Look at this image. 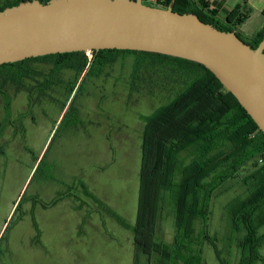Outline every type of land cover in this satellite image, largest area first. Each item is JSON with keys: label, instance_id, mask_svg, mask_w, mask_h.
Here are the masks:
<instances>
[{"label": "rangeland", "instance_id": "1", "mask_svg": "<svg viewBox=\"0 0 264 264\" xmlns=\"http://www.w3.org/2000/svg\"><path fill=\"white\" fill-rule=\"evenodd\" d=\"M225 2L229 10L245 3ZM246 5L249 19L237 26L244 41L264 30V0ZM134 62L117 57L78 84L47 62L30 65L33 75L0 78V264H134L146 121L176 93L175 81L154 69L135 74ZM247 195L240 178L216 192L202 264H243L229 206ZM195 228L199 236L201 220ZM176 235L164 193L154 240L173 246Z\"/></svg>", "mask_w": 264, "mask_h": 264}, {"label": "trees", "instance_id": "2", "mask_svg": "<svg viewBox=\"0 0 264 264\" xmlns=\"http://www.w3.org/2000/svg\"><path fill=\"white\" fill-rule=\"evenodd\" d=\"M26 1L33 0H8L0 12ZM39 1L46 4L50 0ZM244 1L222 21L206 0H166L158 7L195 14L221 31L237 32L242 39L237 26L251 13L246 5L249 0ZM263 39L264 30L245 42L257 48ZM91 55L57 54L2 65L0 78H8V72L21 77L33 75L30 65L47 62L55 74L73 72L78 84L97 66L100 73L117 57L134 56L135 74L154 69L164 80L175 81L174 99L147 119L143 134L139 212L133 229L134 264H151L156 254L161 256L160 264H202V241L211 239L207 231L212 200L221 187L237 178L248 195L229 206L231 233L239 236L243 264L264 263L260 254L264 243L260 233L264 227V134L238 100L212 72L194 62L137 51L103 50ZM74 90L70 89L72 95ZM71 109L72 104L66 115ZM164 193L170 194L175 206L177 235L173 246L154 240ZM198 220L203 223L199 236L195 228Z\"/></svg>", "mask_w": 264, "mask_h": 264}, {"label": "water", "instance_id": "3", "mask_svg": "<svg viewBox=\"0 0 264 264\" xmlns=\"http://www.w3.org/2000/svg\"><path fill=\"white\" fill-rule=\"evenodd\" d=\"M103 50L160 54L204 66L264 134V39L252 48L237 32L144 0H33L0 12V66Z\"/></svg>", "mask_w": 264, "mask_h": 264}, {"label": "crops", "instance_id": "4", "mask_svg": "<svg viewBox=\"0 0 264 264\" xmlns=\"http://www.w3.org/2000/svg\"><path fill=\"white\" fill-rule=\"evenodd\" d=\"M195 2L199 1V0H194ZM211 4L216 6V10L219 12L218 18L220 21H222L225 17V13H227V11H231L229 9H227V2H225V0H206ZM241 4V3H240ZM140 201V198H139ZM138 219V218H137Z\"/></svg>", "mask_w": 264, "mask_h": 264}, {"label": "built area", "instance_id": "5", "mask_svg": "<svg viewBox=\"0 0 264 264\" xmlns=\"http://www.w3.org/2000/svg\"><path fill=\"white\" fill-rule=\"evenodd\" d=\"M145 4L146 3H152L154 5L160 6L161 4H164L166 0H144Z\"/></svg>", "mask_w": 264, "mask_h": 264}]
</instances>
